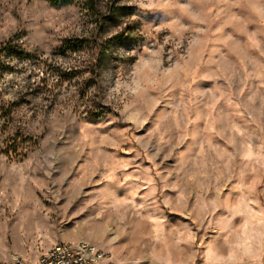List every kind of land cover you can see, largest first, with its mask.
<instances>
[{"label": "clouds", "instance_id": "obj_1", "mask_svg": "<svg viewBox=\"0 0 264 264\" xmlns=\"http://www.w3.org/2000/svg\"><path fill=\"white\" fill-rule=\"evenodd\" d=\"M0 264H264V0H0Z\"/></svg>", "mask_w": 264, "mask_h": 264}, {"label": "rangeland", "instance_id": "obj_2", "mask_svg": "<svg viewBox=\"0 0 264 264\" xmlns=\"http://www.w3.org/2000/svg\"><path fill=\"white\" fill-rule=\"evenodd\" d=\"M17 139H19V137H17ZM17 147H18V145L15 144V143H13V144L9 147L8 151H9V152H15L16 149H17ZM121 147H122V148H126L127 145H121ZM112 150L115 151V149H112ZM119 154H120L121 156H125V158H130V156H127L124 152H120ZM91 187H92V186H89V189H90ZM68 211H69V213H71V212L73 211V209H69Z\"/></svg>", "mask_w": 264, "mask_h": 264}, {"label": "built area", "instance_id": "obj_3", "mask_svg": "<svg viewBox=\"0 0 264 264\" xmlns=\"http://www.w3.org/2000/svg\"><path fill=\"white\" fill-rule=\"evenodd\" d=\"M78 258V257H77Z\"/></svg>", "mask_w": 264, "mask_h": 264}]
</instances>
